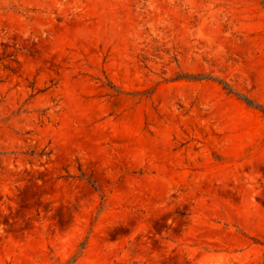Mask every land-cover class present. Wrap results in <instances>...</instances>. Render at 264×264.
Wrapping results in <instances>:
<instances>
[{"label":"rangeland","instance_id":"obj_1","mask_svg":"<svg viewBox=\"0 0 264 264\" xmlns=\"http://www.w3.org/2000/svg\"><path fill=\"white\" fill-rule=\"evenodd\" d=\"M0 264H264L262 0H0Z\"/></svg>","mask_w":264,"mask_h":264},{"label":"trees","instance_id":"obj_2","mask_svg":"<svg viewBox=\"0 0 264 264\" xmlns=\"http://www.w3.org/2000/svg\"><path fill=\"white\" fill-rule=\"evenodd\" d=\"M262 2L264 3V0H262ZM223 85H224V87H225L229 92L232 91V90L229 88V86H228L227 84L223 83ZM243 99H244V101H245L247 104L251 105V101H250V100H248L247 98H243Z\"/></svg>","mask_w":264,"mask_h":264}]
</instances>
